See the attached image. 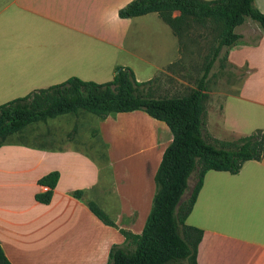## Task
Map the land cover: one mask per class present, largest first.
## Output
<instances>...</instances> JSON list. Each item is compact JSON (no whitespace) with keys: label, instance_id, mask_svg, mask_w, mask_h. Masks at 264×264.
<instances>
[{"label":"crops","instance_id":"crops-1","mask_svg":"<svg viewBox=\"0 0 264 264\" xmlns=\"http://www.w3.org/2000/svg\"><path fill=\"white\" fill-rule=\"evenodd\" d=\"M132 1L0 0V105L71 77L106 83L119 66L131 68L138 82L153 85L161 75L164 87L183 83L176 77L177 36L157 13L121 18L120 10ZM254 6L264 14V0H254ZM248 26L255 40L243 43L239 34L227 57L248 72L236 93L223 99L216 121L217 131L232 136L264 132V33L254 21ZM88 115L79 110L37 122L40 130L30 124L0 147V246L11 264H105L111 246L124 238L89 211V201L114 214L118 228L140 234L171 134L141 111L106 119ZM139 116L152 126L148 136V129L141 133L142 160L122 164L114 159L109 128L121 118L128 129L127 122ZM68 120L64 128L59 125ZM75 124L96 128L100 161L66 138ZM160 144L165 146L159 153ZM54 171L59 180L52 199L40 204L38 181ZM73 191H82V198L72 197ZM185 223L202 231L197 264H264V156L245 162L237 174L208 171Z\"/></svg>","mask_w":264,"mask_h":264},{"label":"trees","instance_id":"trees-1","mask_svg":"<svg viewBox=\"0 0 264 264\" xmlns=\"http://www.w3.org/2000/svg\"><path fill=\"white\" fill-rule=\"evenodd\" d=\"M174 11L179 16L172 17ZM157 13L179 39L185 21L199 24L210 22L217 30L216 46L205 59L202 74L194 88L185 95L154 98L152 81L138 82L131 68H115L111 81L95 83L71 77L66 81L37 89L24 97L0 105V147L8 137L26 126L57 116L88 112L100 119L118 113L144 112L151 119L163 122L171 134V141L163 150L154 174V194L150 212L140 234L118 228L94 202H87L89 211L106 226L115 228L123 236L121 245H112L105 264H197L198 245L202 231L187 226L203 178L208 171L237 174L247 161H261L264 156V132L255 130L233 141L207 140L202 133L208 99L207 79L222 48L236 45L240 35L235 28L246 19L258 24L264 33V14L254 0H133L120 10L121 18ZM97 131H93L95 135ZM196 182L189 197L182 201L191 174ZM59 180L57 171L51 172L38 184L47 192L35 194V201L47 205ZM70 195L82 198V191ZM0 264H11L0 246Z\"/></svg>","mask_w":264,"mask_h":264},{"label":"rangeland","instance_id":"rangeland-1","mask_svg":"<svg viewBox=\"0 0 264 264\" xmlns=\"http://www.w3.org/2000/svg\"><path fill=\"white\" fill-rule=\"evenodd\" d=\"M249 22L252 21L247 20L245 25L238 27L237 29L235 28V33L244 35V39L242 40L243 43H248L249 41L253 42L256 38L255 32H252L249 35ZM181 35L182 36H180L179 39L177 38L180 57L177 59L176 63V77L182 80L183 83H179L176 80V83L164 87L159 84L162 78V76L159 75L154 79L153 85H151V95L155 98L182 96L191 88H194L197 80L202 74V67L205 59L210 57L212 48L216 46L217 30L213 24H210V22L199 24L191 19H187L184 28L182 27ZM226 50L227 48H222L219 57L212 65L206 83L208 99L205 103L206 118L202 133L209 141L215 139L220 141H233L238 137L232 136L233 134H229L228 131L222 132L221 130H216V121L218 122V119H221L218 117V114L223 99L236 93L242 78L248 72V68L245 64L233 65L223 59ZM229 110L230 114L234 115L233 105H231ZM88 116L93 119L95 118L92 115ZM69 120L67 122L60 121L59 125L64 128L69 124ZM116 121L118 122L116 128H109L108 132V140H110L111 147L113 146L115 151L114 159L121 161L122 164L123 159L128 163H139L142 159L137 156L139 151L143 150L145 147L141 133L148 129L146 132V135L148 136L149 129H151L152 126L148 125L147 120L142 116H139L136 121L127 122L130 128L126 129L124 127V130L123 119L120 118ZM232 121H234L233 117ZM34 126V128H36L35 130L43 128L41 123H36ZM75 126L76 128L74 127L67 134L66 138L74 140L76 147L91 153L100 161L102 159L100 157L101 155L95 147H98L101 141L97 133H95V135L91 134L93 131H96V128L87 129L84 128V125L79 126L78 124H75ZM52 127L54 129L55 125L52 124ZM164 146L165 144L159 145V153ZM195 182L196 173H193L187 182L184 199L189 197ZM104 212L110 219H114V214L106 211Z\"/></svg>","mask_w":264,"mask_h":264},{"label":"built area","instance_id":"built-area-1","mask_svg":"<svg viewBox=\"0 0 264 264\" xmlns=\"http://www.w3.org/2000/svg\"><path fill=\"white\" fill-rule=\"evenodd\" d=\"M41 190H42V192H47L49 190V188L47 186H41ZM38 193H41V192H38Z\"/></svg>","mask_w":264,"mask_h":264}]
</instances>
